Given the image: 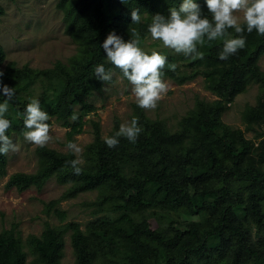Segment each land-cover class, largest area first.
Listing matches in <instances>:
<instances>
[{
  "label": "trees",
  "instance_id": "trees-1",
  "mask_svg": "<svg viewBox=\"0 0 264 264\" xmlns=\"http://www.w3.org/2000/svg\"><path fill=\"white\" fill-rule=\"evenodd\" d=\"M182 2L58 0L65 32L77 45V54L67 64L56 62L42 71L13 64L2 69L5 54L0 46V71L4 72L0 81L16 90L5 117L11 122L6 134L11 139L12 132L23 135V113L30 98H37L50 116L48 123L54 119L71 142L82 133L84 119L96 111L87 100L106 84L96 78L95 66L103 64L122 77L102 47L108 35L114 32L127 42L131 27L136 28L143 48L152 16L167 17ZM194 2L211 19L206 0ZM134 9L141 15L139 25L131 18ZM3 14L0 6V17ZM229 32L232 37L237 35L234 30ZM244 36L246 47L227 60L219 59L223 40L198 46L203 59L156 50L168 65H176L175 71L166 66L163 78L182 85L200 75L204 88L218 98L197 100L176 130L150 119L136 105L133 117L142 127L136 143L121 138L117 147L109 148L93 123L87 167L80 175L66 164L75 159L71 152L37 147L36 172L10 175L4 189H41L56 175L70 184L62 199L97 191L99 205L113 206L117 213L113 218L91 221L84 231L76 223L66 225L75 264H264V138L256 143L221 121L226 105L256 83L260 94L255 106L245 110L243 122L246 131L264 127V73L257 66L264 56V36L255 30L245 31ZM37 85L39 93L33 97ZM5 99L0 87V103ZM73 112L79 117L76 121L70 119ZM115 124L108 136L119 130ZM6 166V155H0V180L7 175ZM143 213L152 215L155 226ZM25 244L33 257L30 264H60L63 239L57 228L46 226L39 237L29 236ZM26 258L14 228L1 231L0 264H27Z\"/></svg>",
  "mask_w": 264,
  "mask_h": 264
},
{
  "label": "rangeland",
  "instance_id": "rangeland-1",
  "mask_svg": "<svg viewBox=\"0 0 264 264\" xmlns=\"http://www.w3.org/2000/svg\"><path fill=\"white\" fill-rule=\"evenodd\" d=\"M57 2L58 0H0V6L4 10L0 17V46L5 54L2 69L13 64L16 68L27 66L42 71L51 69L56 62L67 64L77 54V45L65 32L64 14L57 8ZM143 48L149 52L171 50L164 48L159 41H153L150 35L144 38ZM257 66L264 73V56L258 59ZM163 80L168 85V91L158 102L157 108L142 110L147 117L163 121L171 130L177 129L178 122L188 111L194 109L197 100L218 99L204 88L200 75L182 85L167 78ZM131 88L132 85L127 80L116 74L111 83L105 84L87 100L95 106L96 111L84 119L82 133L71 141L82 148V168L87 167V146L93 140V123H97L103 139L113 131L116 122L119 128L121 123L131 120L135 115L137 103ZM38 93L37 85L33 97L38 96ZM259 94V86L250 83L243 93L226 105V110L221 115L225 126L242 131L246 139L256 143L264 138V127L254 126V132L246 131L243 114L247 108L255 106ZM51 123L53 139L45 147L60 154L69 153L66 147V130L54 119H51ZM261 133L263 136L255 139ZM12 140L19 145V151L6 155L7 175L0 180V232L14 228L23 244L26 263L30 264L33 257L25 244L27 238L39 237L46 226L55 227L60 230L63 239L60 264H75L70 243L71 231L66 225L76 223L84 231L89 222L113 218L117 213L113 212V206L109 203L98 204L100 193L97 191L82 193L72 199H62L70 184L56 175L41 189L32 187L23 192L5 190L4 185L10 175L32 174L38 168L35 153L38 146L26 142L23 135L15 132H12ZM153 143L155 148L156 138ZM143 215L155 226L150 213Z\"/></svg>",
  "mask_w": 264,
  "mask_h": 264
},
{
  "label": "clouds",
  "instance_id": "clouds-1",
  "mask_svg": "<svg viewBox=\"0 0 264 264\" xmlns=\"http://www.w3.org/2000/svg\"><path fill=\"white\" fill-rule=\"evenodd\" d=\"M124 2V0H122ZM211 19L204 15L201 6L194 0H183L179 8H171L170 15L156 14L148 25V32L153 41H159L164 48L174 50L186 58L203 59L204 53L198 50L206 42L223 40V48L219 59L227 60L246 47L245 31L264 36V0H206ZM133 24L142 22L139 9L132 10ZM237 34L232 37L229 30ZM131 39L125 41L114 32L110 33L102 47L106 52L107 61L122 73V78L131 85L132 94L141 109L155 110L158 102L166 95L168 85L163 80V69L168 66L175 71L176 65L167 64V58L159 51L153 50L150 54L140 45L141 35L136 28L130 29ZM96 78L106 84L111 83L116 75L111 69L106 70L103 64L94 68ZM4 72L0 71V77ZM0 87L7 97L0 103V155H8L19 151V145L6 134L11 126L9 119L5 118L9 112L10 101L16 94L15 88H10L0 81ZM78 115L73 112L70 119L78 120ZM49 114L42 110L37 98H30L23 113L25 131L23 136L26 142L43 148L52 141V128L48 123ZM142 127L138 119L133 117L120 124L119 130L111 136L103 137L109 148L119 145L124 138L131 143H136ZM67 149L76 156L67 161L74 174L82 173L83 160L82 148L75 142H68Z\"/></svg>",
  "mask_w": 264,
  "mask_h": 264
}]
</instances>
